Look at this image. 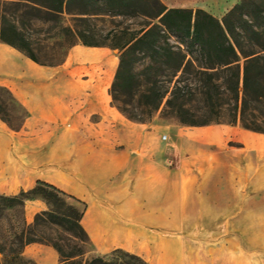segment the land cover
<instances>
[{
    "label": "crops",
    "instance_id": "obj_1",
    "mask_svg": "<svg viewBox=\"0 0 264 264\" xmlns=\"http://www.w3.org/2000/svg\"><path fill=\"white\" fill-rule=\"evenodd\" d=\"M198 9L218 16L207 7ZM113 52L78 44L57 72L0 42V87L8 88L28 114L19 131L0 119V196L46 182L87 206L81 223L93 255L122 250L148 264H189L184 224L193 218L199 186L177 154L162 152L159 137H137L134 124L119 118L109 91L100 88L114 80L119 60ZM82 63L106 70L97 85L79 78L73 66ZM92 115L99 121L90 124L105 134L85 135ZM24 209L30 225L48 206L37 199ZM39 249L27 245L23 255L38 264H59L55 249L48 247L47 258L33 254Z\"/></svg>",
    "mask_w": 264,
    "mask_h": 264
},
{
    "label": "trees",
    "instance_id": "obj_2",
    "mask_svg": "<svg viewBox=\"0 0 264 264\" xmlns=\"http://www.w3.org/2000/svg\"><path fill=\"white\" fill-rule=\"evenodd\" d=\"M9 3L15 8L0 13V41L38 65L57 67L64 64L66 59L58 63L39 60L31 40L20 26V4L37 13L35 20L60 24L62 33L69 41L68 53L78 44L118 50L119 65L110 96L114 106L129 121L149 122L166 100L164 115L172 116L183 125L208 126L220 123L227 116L231 124L240 123L245 130L264 134V0H242L222 19L203 9L169 8L161 0H11ZM65 15L79 21L99 15L114 18L140 16L146 24L132 34H128L124 28L109 31L107 38L113 43L108 44L89 41L84 33L61 23L59 19ZM169 38L177 39L179 45L172 44ZM183 45L191 53L198 54L197 64L188 58L191 54L182 49ZM147 59L149 62L144 64L142 73L137 66ZM165 67L173 71L168 80H164L161 74ZM190 73L195 77H187ZM144 74L147 78H144ZM0 89L17 101L8 88ZM193 91L205 105L200 118L183 104L188 93ZM133 102H138L143 108L130 110L126 105ZM19 106L23 110V118L19 126L13 127L3 117L5 109L0 101V119L14 131L22 128L28 115L25 108ZM40 198L46 201L49 209L38 213L33 225H28L31 233L29 236L22 234L21 239L25 240L23 248L30 244L50 246L63 258L62 264L84 256L85 249L79 247L76 254L65 257L61 245L35 232L50 222L68 230L74 229L76 239L90 245L89 236L81 223L87 211L84 203L42 181L28 192L22 190L16 196H0L5 202L23 207L26 202ZM67 199L81 207L67 203ZM3 251L0 250V255H3ZM115 253L148 264L122 250ZM85 264L107 262L103 257H98Z\"/></svg>",
    "mask_w": 264,
    "mask_h": 264
},
{
    "label": "rangeland",
    "instance_id": "obj_3",
    "mask_svg": "<svg viewBox=\"0 0 264 264\" xmlns=\"http://www.w3.org/2000/svg\"><path fill=\"white\" fill-rule=\"evenodd\" d=\"M161 1L169 8L196 10L199 7H207L208 11L218 14V19H222L242 0ZM9 2L11 0H0V13L15 8L9 5ZM20 5V26L31 40L39 60L44 63H58L66 59L69 41L62 33L60 24L35 20L37 13L27 9L24 4ZM59 21L84 33L89 41L108 44L113 43L107 38L109 31L124 28L128 34H132L146 24L144 18L128 15L115 18L111 15H99L83 21L65 15ZM169 41L179 45L175 38H169ZM182 49L190 52L189 59H193L196 64L199 62L197 53H191L186 45H183ZM112 56L119 60V51L115 50ZM148 60L139 63L137 68L140 72L143 73L144 64L148 63ZM73 67L78 68L75 72L79 78L90 80V85H97L101 76H105L106 70H102L100 65L82 63ZM62 70L63 65L53 68V71L57 72ZM163 70V79H170L173 75L170 67ZM143 76L147 78V75ZM187 77H195V74L190 73ZM110 83L103 86L100 84V88L110 94L113 82L111 85ZM0 101L5 109L3 117L13 127L19 126L23 110L18 102L1 89ZM111 104L115 107L112 97ZM183 104L192 110V114L198 116L197 118L202 116L205 105L196 92H189ZM126 106L130 110L143 108L138 102ZM165 107L166 100L149 122L132 123L136 128L137 137L143 134L148 138L159 137L163 144L162 152L169 156L177 154L185 172L191 175L199 186L196 194L199 200L194 202L192 208L193 218H185L184 224L189 264H264V134L245 130L240 123L231 124L227 116L220 123L208 126L183 125L172 116L164 115ZM119 118L128 120L122 114H119ZM98 121L99 115L89 117L86 136L105 134L106 129L97 130L90 124ZM164 136H167V140H163ZM168 165L175 167L176 164L169 162ZM76 179L75 185H78L80 176ZM40 200L46 203L44 199ZM67 203L77 205L70 199H67ZM35 232L61 245L65 257L76 254L79 247L85 249L84 256L72 259L66 264H85L99 257L93 255L89 244H83L76 239L77 233L74 229L68 230L47 222ZM30 233L31 230L25 221L24 207L0 199V250H4L3 255H0L2 264H38L33 257L23 255L25 240H22L21 236H29ZM48 247L50 246L38 244L40 249L33 254L47 258L50 255ZM103 258L107 264H142L121 253H112ZM62 261L63 258L60 257L59 264H62Z\"/></svg>",
    "mask_w": 264,
    "mask_h": 264
},
{
    "label": "built area",
    "instance_id": "obj_4",
    "mask_svg": "<svg viewBox=\"0 0 264 264\" xmlns=\"http://www.w3.org/2000/svg\"><path fill=\"white\" fill-rule=\"evenodd\" d=\"M163 140H167V136H164V137H163Z\"/></svg>",
    "mask_w": 264,
    "mask_h": 264
}]
</instances>
